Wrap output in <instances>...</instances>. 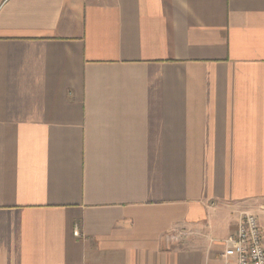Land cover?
Here are the masks:
<instances>
[{"label": "crops", "instance_id": "obj_1", "mask_svg": "<svg viewBox=\"0 0 264 264\" xmlns=\"http://www.w3.org/2000/svg\"><path fill=\"white\" fill-rule=\"evenodd\" d=\"M262 210L264 0H0V264H231Z\"/></svg>", "mask_w": 264, "mask_h": 264}, {"label": "built area", "instance_id": "obj_2", "mask_svg": "<svg viewBox=\"0 0 264 264\" xmlns=\"http://www.w3.org/2000/svg\"><path fill=\"white\" fill-rule=\"evenodd\" d=\"M262 232L259 217L253 213H245L236 234L225 240L226 250L223 256L232 259L234 262L231 264H264ZM75 235L80 236L77 228Z\"/></svg>", "mask_w": 264, "mask_h": 264}, {"label": "rangeland", "instance_id": "obj_3", "mask_svg": "<svg viewBox=\"0 0 264 264\" xmlns=\"http://www.w3.org/2000/svg\"><path fill=\"white\" fill-rule=\"evenodd\" d=\"M264 212V210H262ZM258 216V215H257ZM259 219H260V216H258ZM260 224H261V227H262V233H263V243H264V218L263 219H260Z\"/></svg>", "mask_w": 264, "mask_h": 264}]
</instances>
